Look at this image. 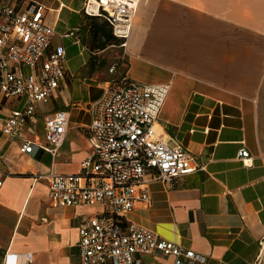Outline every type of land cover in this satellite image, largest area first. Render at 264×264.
<instances>
[{
  "label": "crops",
  "instance_id": "obj_1",
  "mask_svg": "<svg viewBox=\"0 0 264 264\" xmlns=\"http://www.w3.org/2000/svg\"><path fill=\"white\" fill-rule=\"evenodd\" d=\"M33 1L44 6L54 29L52 46L65 49V76L13 139H1L0 264L9 253L17 254V264L26 253L33 264H79V221L99 208H53L46 180L35 178L50 166L60 173L80 171L90 153L89 116L75 128L69 123L65 138L75 131L83 146L71 140L72 148L61 147L53 160L42 149L23 154L18 147L23 139L42 140L46 114L70 107L85 112L106 85L123 77L169 85L158 133L205 165L172 184L150 183L148 201H137L126 219L205 257L195 264H254L257 258L264 264V0H141L126 46L103 17L83 12L84 0H2L20 9ZM103 34L118 45H90ZM71 45L79 46L76 70L67 58ZM114 48L122 53L123 68L120 78L110 79L91 59ZM55 98L61 104L46 109ZM13 105L0 97V106ZM241 149L247 165L239 160ZM172 260L148 254L138 264Z\"/></svg>",
  "mask_w": 264,
  "mask_h": 264
},
{
  "label": "built area",
  "instance_id": "obj_2",
  "mask_svg": "<svg viewBox=\"0 0 264 264\" xmlns=\"http://www.w3.org/2000/svg\"><path fill=\"white\" fill-rule=\"evenodd\" d=\"M141 0H84L83 12L103 17L112 34L126 46ZM54 29L45 21V8L37 1L24 9L0 0V97L14 101L4 108L1 139L11 140L47 103L65 76L66 52L52 46ZM169 91L167 83H145L126 77L106 85L100 96L84 108L89 156L76 173L56 172L50 166L38 174L48 187L53 208L95 206L99 210L83 216L78 224L79 264H138L140 255L171 256V263L195 264L205 257L182 244L126 219L137 201L149 199L152 182L172 184L183 175L205 169L180 144L170 145L160 137L157 120ZM71 107L43 117L42 140L23 139L20 153L47 152L59 155L69 128ZM247 151L239 160L247 165ZM2 180L0 179V187ZM15 253L6 254L3 264H17ZM23 264H33L31 253ZM254 264H259L257 258Z\"/></svg>",
  "mask_w": 264,
  "mask_h": 264
},
{
  "label": "rangeland",
  "instance_id": "obj_3",
  "mask_svg": "<svg viewBox=\"0 0 264 264\" xmlns=\"http://www.w3.org/2000/svg\"><path fill=\"white\" fill-rule=\"evenodd\" d=\"M104 39H94L90 45H93L98 48H105L106 45L114 44L118 45L119 40L115 39L114 37L107 38L105 34H103ZM78 47L76 45L68 46L67 50V58L68 62L73 70H76L79 67V64L81 62V56L78 54ZM116 50L109 52L108 50L104 53H101V55H95L94 58L91 59V65L98 66V70L102 71L104 74H109L110 79L119 77L121 75V71L123 68L122 65V53L118 48H114ZM120 78V77H119ZM61 104L60 98H55L54 100L50 101L45 108L53 106V108H57ZM80 121H88V115L84 112L78 109V107H73L71 109V118H70V125H72L74 128V124L76 122ZM35 129L38 130L37 124L35 125ZM74 135V136H73ZM71 140H74V144L78 146H83V141L79 139L77 136L75 137V131L70 135H68V138L64 142L61 149L64 150H70L73 146ZM171 145V143H170ZM67 167H64L66 169Z\"/></svg>",
  "mask_w": 264,
  "mask_h": 264
}]
</instances>
